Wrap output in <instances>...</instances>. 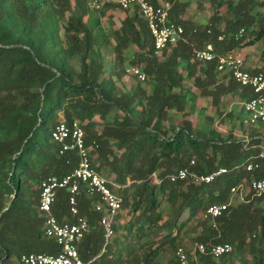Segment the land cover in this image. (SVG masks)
Here are the masks:
<instances>
[{
	"label": "trees",
	"instance_id": "1",
	"mask_svg": "<svg viewBox=\"0 0 264 264\" xmlns=\"http://www.w3.org/2000/svg\"><path fill=\"white\" fill-rule=\"evenodd\" d=\"M165 1L186 38L157 55L138 8L123 10L122 24L116 27L119 8L114 3L95 9L86 0H0V264H23L20 257L26 252L59 250L45 233L38 205L42 182L76 165L71 154L59 153L52 137L61 119L80 122L93 165L100 173L114 174L124 199L121 212L127 207L132 211L123 225L121 212L117 216L114 242L102 253L98 221L103 213L92 209L98 197L83 192L80 214L92 226L80 244L84 260L158 264L162 253L175 256L185 243L183 236L200 227L194 240L204 243L207 253H200L198 264H233L235 259L264 264V195L246 186L244 200L234 203L240 199V192L235 193L217 227L202 218L211 203L232 199L233 185L264 177L263 171L245 167L264 142V122L245 125L246 137H237L188 118L199 96L218 108L225 96H252L229 75L221 76L216 61L195 59V51L208 42L219 53L234 50L244 38L235 39L241 28L253 37L248 44L264 41V0H213L218 11L205 27H189L178 19L184 1ZM219 33L226 34L222 42L217 41ZM103 46L113 47L112 63L105 62ZM130 48L132 56L126 53ZM127 59L141 66L145 80L135 77L127 85ZM185 71L194 77L199 94L184 84ZM192 160L193 171L225 167L228 172L208 184L190 178L172 182L170 175ZM153 173L159 174L160 184ZM53 213L71 219L66 189L59 191ZM119 229L126 231L124 237L117 234ZM224 242L234 250L215 259L212 247Z\"/></svg>",
	"mask_w": 264,
	"mask_h": 264
},
{
	"label": "built area",
	"instance_id": "2",
	"mask_svg": "<svg viewBox=\"0 0 264 264\" xmlns=\"http://www.w3.org/2000/svg\"><path fill=\"white\" fill-rule=\"evenodd\" d=\"M95 9L103 8L107 3H114L119 9L132 10L138 8L141 16L147 21L148 28L153 36L155 53L161 55L180 40H185L184 26L171 17V5L169 2L154 4L151 0H86ZM210 32V30H209ZM245 35V28H241L235 34L236 40H241ZM226 39L225 33H219L217 41ZM264 53V50H263ZM195 59L201 62H217V70L229 75L241 87L249 88L252 96L243 100L245 125L264 122V71H254L246 65L244 59L234 50L219 53L213 42L196 49ZM127 74L140 80L146 79V73L137 65L127 68ZM53 140L59 145V153H69L70 161L77 160L72 171L65 175H50L42 182V190L39 199V211L45 217V233L55 240L59 250L56 253L26 252L20 257L23 264H96L97 257L84 260L80 255V244L91 233L92 226L89 220L80 214L79 199L84 191L98 197V201L92 202V209L103 213L98 224L103 231V244L101 252H105L115 236L117 216L123 207V196L119 194L120 184L108 179L100 173L92 163V155L86 143L85 129L78 120L71 123L60 120L52 131ZM191 164L179 168L170 175V180L192 179L195 183H211L219 176L228 172L225 167L210 173L193 171ZM244 164L237 166V168ZM247 171L260 170L264 172V147L261 146L256 158L245 165ZM156 183L162 180L158 173H153ZM249 186L255 195H264V177L246 180L231 187V195L240 192V200H244V188ZM61 189L68 192L69 214L71 219H59L54 213L57 196ZM232 203L214 202L202 213V218L212 227H217V222L224 215ZM199 253H207L204 243L198 244ZM234 245L230 242L218 243L211 249L215 259L224 254L231 253ZM176 255L180 264H189L188 254L183 247H179ZM123 264H140L124 262ZM145 264V263H141Z\"/></svg>",
	"mask_w": 264,
	"mask_h": 264
},
{
	"label": "rangeland",
	"instance_id": "3",
	"mask_svg": "<svg viewBox=\"0 0 264 264\" xmlns=\"http://www.w3.org/2000/svg\"><path fill=\"white\" fill-rule=\"evenodd\" d=\"M187 5L183 8V10L180 11L179 20H183L188 24L190 27L192 23L199 25L201 27H205L208 25L212 19L213 15L217 13V8H215V3L213 0H182ZM160 3H166L165 0H158ZM257 9V8H256ZM226 10V6L221 9L222 12ZM124 11L121 9L116 10L114 13V20L116 22V27L121 26L123 17H124ZM178 21V20H177ZM102 22L104 25L107 24V16L102 17ZM222 26V25H221ZM113 43L115 42L114 37H112ZM253 37L250 36L248 33L245 34L244 38L240 41V44L235 48V51L238 52V54L244 59L246 65L252 69H259L264 67V41L259 40L256 41L254 44H248L247 42L251 40ZM103 55L104 60L107 64L113 62V58L115 56V52L113 50V47L111 46H103ZM134 49L130 48L126 50V53L131 54ZM131 58V57H130ZM126 70L127 68L131 67L132 64L126 60L124 64ZM138 66V65H137ZM141 68V66H140ZM127 72V71H126ZM227 75L225 73H222L221 76ZM127 85L131 86L133 85L137 79L133 76L127 75L126 76ZM184 84L187 87H191L192 90L196 92V94L200 93V89L197 88V86L194 85V77L190 75L188 71L184 72ZM190 108H187L189 110ZM196 111L192 114L188 115V118L194 121L198 126H201L202 124L207 125H213V127L217 128L218 130L224 132L225 134H228L230 132H233L237 137H246V131H245V124L243 123L244 118V110H243V100H241L238 96H225L222 98L220 107H216V105H212L211 101L208 98L205 97H198L196 100ZM210 117V119H209ZM63 120V119H61ZM262 146L264 147V142L262 143ZM97 164H99L98 157H94ZM102 174L105 175L110 180H115L114 174H108L109 170H101ZM232 201L234 200V196L231 195ZM239 200H234V203H238ZM162 208L167 210V203L164 202ZM131 207H127L123 209L121 212V217L119 220V224L123 225L125 224L132 215ZM195 226V222H194ZM201 230L200 227H198L197 231H190L188 234L184 235L183 238L185 240V243L183 244V247L185 248L187 254H188V260L189 264H198L199 263V251H198V242L194 240L196 235ZM125 230L119 229L117 231V234L124 237L125 236ZM114 240L111 244H113ZM110 244V245H111ZM110 245L108 246V249L110 248ZM247 260H250L251 256L247 254ZM158 264H175L179 261V259L176 258V255H171L169 253H162L157 258ZM177 264V263H176ZM180 264V263H179ZM233 264H241L240 260L235 259Z\"/></svg>",
	"mask_w": 264,
	"mask_h": 264
}]
</instances>
